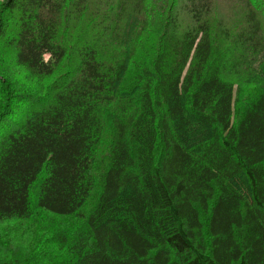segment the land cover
I'll return each mask as SVG.
<instances>
[{
	"label": "trees",
	"instance_id": "16d2710c",
	"mask_svg": "<svg viewBox=\"0 0 264 264\" xmlns=\"http://www.w3.org/2000/svg\"><path fill=\"white\" fill-rule=\"evenodd\" d=\"M0 57V264H264V0H0Z\"/></svg>",
	"mask_w": 264,
	"mask_h": 264
},
{
	"label": "rangeland",
	"instance_id": "374dc122",
	"mask_svg": "<svg viewBox=\"0 0 264 264\" xmlns=\"http://www.w3.org/2000/svg\"><path fill=\"white\" fill-rule=\"evenodd\" d=\"M228 38V37H227ZM219 42H221L222 44H227L226 42L218 39ZM229 44V43H228ZM220 49V48H219ZM14 59V60H13ZM1 63H6L8 64V71L11 75L15 76V74L17 73L18 77L20 78V80L25 84L26 82L29 81L30 78L26 77L24 74L27 72L25 69L18 67L15 62V58L14 57H0V64ZM39 83L40 85H43V81H38L35 80L33 81L32 84ZM38 85V84H37ZM40 85L38 86V88L40 87ZM264 88V86H262L261 84L259 85L258 89ZM18 127V124H14L12 125L11 123H9L6 127V129L8 128V131H11L13 129H16Z\"/></svg>",
	"mask_w": 264,
	"mask_h": 264
}]
</instances>
